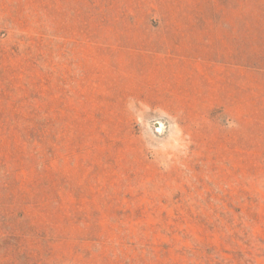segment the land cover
<instances>
[{
	"label": "rangeland",
	"instance_id": "1",
	"mask_svg": "<svg viewBox=\"0 0 264 264\" xmlns=\"http://www.w3.org/2000/svg\"><path fill=\"white\" fill-rule=\"evenodd\" d=\"M0 264H264V0H0Z\"/></svg>",
	"mask_w": 264,
	"mask_h": 264
}]
</instances>
